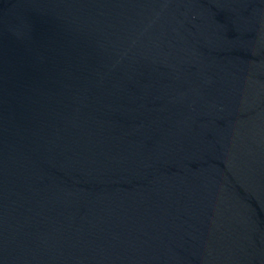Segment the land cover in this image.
<instances>
[{"label": "water", "instance_id": "1", "mask_svg": "<svg viewBox=\"0 0 264 264\" xmlns=\"http://www.w3.org/2000/svg\"><path fill=\"white\" fill-rule=\"evenodd\" d=\"M0 264H264V0H0Z\"/></svg>", "mask_w": 264, "mask_h": 264}]
</instances>
